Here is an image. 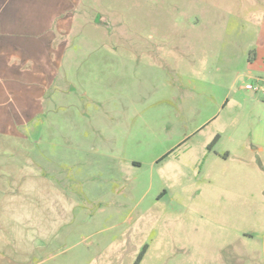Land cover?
Returning <instances> with one entry per match:
<instances>
[{
  "label": "rangeland",
  "instance_id": "374dc122",
  "mask_svg": "<svg viewBox=\"0 0 264 264\" xmlns=\"http://www.w3.org/2000/svg\"><path fill=\"white\" fill-rule=\"evenodd\" d=\"M26 6L52 25L43 71L58 59L44 112L0 142L26 263L264 264V0Z\"/></svg>",
  "mask_w": 264,
  "mask_h": 264
},
{
  "label": "crops",
  "instance_id": "0c3cea01",
  "mask_svg": "<svg viewBox=\"0 0 264 264\" xmlns=\"http://www.w3.org/2000/svg\"><path fill=\"white\" fill-rule=\"evenodd\" d=\"M28 1L0 0V129L2 128L0 134L4 135H0V142H3L2 140H10L8 143L15 142L11 139H17L15 134L18 131H13L16 132L13 134L12 129L29 124L30 120L26 113L36 118L44 112L43 101L47 99L49 89L55 81L53 73L57 70L58 59L53 58L54 67L50 66V71H43L46 69L43 64L49 61L52 65V59L46 58L51 50V44L42 43L37 39L38 33L43 34L51 30L52 25L51 23L45 25L40 17L34 18L33 12L27 10ZM253 62L252 67L259 65V74L251 73L250 79L264 84V58L255 59ZM251 100L259 102L254 96H251ZM4 129L9 133L4 132ZM256 144L257 157L264 167V160L259 155L264 154V139L259 138ZM6 150L13 149L7 147ZM37 182L36 177L31 180L30 188L34 191L41 189L40 181ZM27 185L28 182L21 185V188ZM14 206L10 202H0V264H27L28 256L36 250L27 227L34 222L33 217L20 211L18 213L12 211ZM20 241L25 242L23 252L19 249L14 250L18 248Z\"/></svg>",
  "mask_w": 264,
  "mask_h": 264
},
{
  "label": "built area",
  "instance_id": "2783aa9c",
  "mask_svg": "<svg viewBox=\"0 0 264 264\" xmlns=\"http://www.w3.org/2000/svg\"><path fill=\"white\" fill-rule=\"evenodd\" d=\"M246 89L255 93L264 94V84L261 82H257L256 84H247Z\"/></svg>",
  "mask_w": 264,
  "mask_h": 264
},
{
  "label": "trees",
  "instance_id": "16d2710c",
  "mask_svg": "<svg viewBox=\"0 0 264 264\" xmlns=\"http://www.w3.org/2000/svg\"><path fill=\"white\" fill-rule=\"evenodd\" d=\"M168 156H169V155H166V156H165V158H166V157H168ZM143 255H144V253H142V255H141L140 257L142 258V257H143Z\"/></svg>",
  "mask_w": 264,
  "mask_h": 264
}]
</instances>
